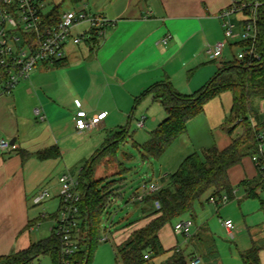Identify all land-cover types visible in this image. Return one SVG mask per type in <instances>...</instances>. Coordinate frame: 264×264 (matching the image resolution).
I'll use <instances>...</instances> for the list:
<instances>
[{
	"label": "crops",
	"instance_id": "obj_1",
	"mask_svg": "<svg viewBox=\"0 0 264 264\" xmlns=\"http://www.w3.org/2000/svg\"><path fill=\"white\" fill-rule=\"evenodd\" d=\"M68 2L73 9L86 6L89 12L104 16L113 24L98 46L69 44L65 65L39 66L12 94L0 98V142L9 144L7 149H0V256L20 252L51 237L52 234L39 240L33 234L39 220V216H32L31 209L35 206L33 197L42 189H47L53 192L52 199H56L58 208L60 178L64 175L79 177L86 163L115 134L126 125H132L137 109L145 103L144 100L136 105L137 98L164 82L170 83L184 96H193L216 76L224 63L232 60L227 49L237 44L236 41L234 44L231 42L220 61L211 59L207 54L210 46L225 38V19L231 22L234 19V16L222 17L231 0ZM83 30L85 26L74 33ZM168 35L172 39L163 45L162 41ZM150 96L152 102L160 104L151 108L156 114L153 123L157 127L167 118V113L161 103L154 101L153 95ZM77 102L90 116L107 112L104 123L92 131H78L73 120L78 111ZM232 105V92L223 93L210 101L204 112L188 123L187 133L179 140L187 138L186 141L193 147L202 150L207 143H213L209 148L220 150L230 145L232 138L223 137L222 126L230 115ZM143 115L140 119L147 118L146 127L149 118ZM215 134L221 136L224 144H218ZM46 151L53 155L39 159L38 154ZM114 166H118L116 160L106 158L98 166L95 179L100 168H104L103 178L117 175L120 169L111 176L106 174L107 169ZM234 175L236 185L245 179L256 178L257 170L251 159L246 158L242 165L231 169L230 178ZM161 185L160 182V185L150 187ZM119 194L122 197V191ZM116 202L113 198L109 206H114ZM140 207L143 208L142 205ZM143 215L144 223L115 231L113 238L118 246L153 219L148 217L149 213ZM185 219L189 217L182 220ZM163 229L159 238L166 248ZM107 231L108 228H105ZM199 232L210 233V230H205L204 226L197 227L187 243L182 246L173 244L172 250L181 248L186 255L189 250V254L201 258L203 264L204 254L200 256L197 252L199 248L192 243ZM35 236L37 240L33 239ZM110 238L103 236L107 240L102 244L109 242Z\"/></svg>",
	"mask_w": 264,
	"mask_h": 264
},
{
	"label": "trees",
	"instance_id": "obj_2",
	"mask_svg": "<svg viewBox=\"0 0 264 264\" xmlns=\"http://www.w3.org/2000/svg\"><path fill=\"white\" fill-rule=\"evenodd\" d=\"M70 1L78 4L82 0ZM260 2L262 5L257 14L256 47L261 60L240 63L233 58L224 63L216 76L193 96H184L170 83L164 82L156 84L137 98L136 105H139L148 96L153 95L154 101H161L167 113V118L150 133L149 139L143 145V158L163 156L176 140L187 133L188 123L202 114L210 101L226 92H232L233 105L222 130L232 138V142L223 150L212 147L204 149L201 155L195 153L188 156L177 172L162 179V185L157 192L148 195L143 202L134 203L142 205L143 213H149L148 217L153 219L144 228L135 230L125 243L117 246V257L120 261L116 259V264H149L153 259L168 253L160 241V231L167 224L174 220H182L186 216L192 219L196 226L194 207L205 195L210 194L209 202L211 198L220 199L223 195H228L230 200L235 197L236 186L231 182L230 171L242 165L246 158L252 161L259 153L258 137L264 133V113L254 106L255 99L264 100V0ZM59 11V6H55L53 11L55 19H59ZM249 44L237 43L236 46L244 48ZM65 63L66 61L54 67L63 66ZM128 134L127 129L115 134L81 171L78 181L81 194L82 249L69 259L68 264L93 263L94 254L103 241L100 233L102 218L112 199L121 198L119 191L124 187L123 177L112 181H109L108 177L96 180V170L106 158L119 163L117 151ZM51 155L52 152L46 151L38 154V158L43 160ZM118 165L121 169L117 175H123L125 168L121 163ZM254 166L257 177L245 179L237 185L245 190L249 198L256 197L257 192L263 187L260 171L255 164ZM156 203H159L160 208H157ZM262 204L264 207V202ZM56 217L57 214L51 218ZM192 237L193 234L189 240ZM262 249L258 242L252 241L251 248L241 255L243 264H262L260 256ZM171 252V256L163 264H189L196 256L186 255L181 248ZM146 256H149V259H146ZM42 257H50L52 264H66L59 236L52 233L50 238L32 244L25 250L0 256V264H33Z\"/></svg>",
	"mask_w": 264,
	"mask_h": 264
},
{
	"label": "built area",
	"instance_id": "obj_3",
	"mask_svg": "<svg viewBox=\"0 0 264 264\" xmlns=\"http://www.w3.org/2000/svg\"><path fill=\"white\" fill-rule=\"evenodd\" d=\"M262 5L260 0H231V5L222 15L224 18L232 16L239 18L236 23L225 19L223 27L225 38L210 46L207 54L211 59L220 61L224 50L232 40L237 43L249 44L239 47L237 59L240 63L261 60L256 47L258 29L257 14ZM55 6H50L49 0H0V98L13 93L17 86L28 80L32 72L39 66L54 67L66 61L69 44L98 46L105 37L107 29L113 23L101 15L89 12L86 6L67 12L59 11V19L53 15ZM85 26V30L74 32ZM172 39L168 35L162 41L167 45ZM235 42V43H236ZM235 45V44H234ZM233 46V45H232ZM78 111L73 120L78 131H92L97 129L106 120L108 113L101 112L90 116L76 103ZM146 117L137 122L139 129L145 128ZM259 153L252 158L258 167L262 178V191H264V133L259 135ZM9 144L0 142V149L5 150ZM60 206L52 233L59 236L62 241V256L65 263L82 249L80 242L81 223V194L79 181L71 175H64L59 180ZM159 187H143L142 193H137L131 199L143 202ZM52 196L48 190H41L33 197V204L39 206ZM230 201L228 195L220 199L211 198L214 204L226 205ZM160 208L159 203H156ZM44 217V216H43ZM223 225L230 237H234L235 226L233 221H223ZM195 223L192 219L179 220L175 223L174 233L190 238L193 234ZM107 239H103V242ZM149 259V256H146ZM189 264H202V259L194 256Z\"/></svg>",
	"mask_w": 264,
	"mask_h": 264
},
{
	"label": "rangeland",
	"instance_id": "obj_4",
	"mask_svg": "<svg viewBox=\"0 0 264 264\" xmlns=\"http://www.w3.org/2000/svg\"><path fill=\"white\" fill-rule=\"evenodd\" d=\"M49 3L50 6L53 7L56 5L59 6L60 12L73 10L68 0H53ZM238 18V16L234 17L232 22L236 23ZM235 41L236 40H232V44H234ZM240 51V48L236 45L227 49L230 59L237 58ZM159 106L160 104L157 102H152L151 96L148 97L145 99V103L137 109L136 118L132 125H126L122 129H127L129 134L117 151V161L123 164L125 171L123 170V175L112 176L113 178L109 177V181L123 177L124 187L120 189L122 191V197L120 200L114 198L117 202L114 203V206H109L107 208L105 216L102 218L103 225L100 233L102 236L108 235L111 238L109 242L99 244L94 254L92 264H116V259L120 261V258L117 257L118 245L113 238L115 231L120 228L124 229L134 225L138 226L141 222L144 223L145 217L140 207L141 205L133 204L134 202L131 200L133 196L137 193H142L144 186L149 188L151 185H160L162 178L165 175H171L177 172L181 163L188 156L195 153L199 155L202 154V148L193 147L191 143L186 141L187 138H181V140H176L160 158H143V145L149 139L150 133L157 128L153 123V116L156 114L151 108ZM254 106L260 112L264 113V100L255 99ZM142 114L146 115L149 120L145 128L139 129L137 127V122ZM222 135L225 139H231L228 134L223 133ZM215 138L218 144H224L219 134H215ZM184 142H186V145ZM212 144L213 143L204 144V149L213 146ZM227 147H229L228 144L223 147V149ZM119 169H121L119 165L114 166L112 169H107L106 174L107 176H111L117 173ZM77 171H75V173H77ZM104 173V168H100L96 175V180H100V178L105 179L103 178L105 177ZM78 178L79 177L76 176L75 179L78 180ZM230 179L234 185L236 175ZM238 184L236 183V185H234L236 186L234 188L235 197L226 205L218 206L209 202L208 198L210 194L205 195L195 204L196 226L198 228L204 226L205 230H210V233L199 232L198 236L192 242L194 246L200 249H197L198 254L200 256L204 254L205 261L203 264H243L241 255L251 248L253 240L258 242L263 248L260 256L261 262L264 264V207L262 204L264 202V191L259 190L256 197L249 198L245 190L237 186ZM50 194L53 197V192H50ZM55 201L56 199L54 200L51 198L47 202L39 206H34L31 209L32 216H39V220H37L35 224L36 231L33 233L38 236L39 240L40 238H45L52 234L51 232L55 224V219L51 217L57 214L59 209ZM49 202H51V204H48ZM43 216L46 217V219L42 218ZM226 220H231L234 223L235 236L233 238L229 236L223 225V221ZM175 223L176 220L167 224L162 232L166 247L164 249L168 253L153 259L149 264H163L170 257L173 244L179 243V245L182 246L189 241V238L176 235L173 232ZM112 224H114L113 227ZM196 226L193 232L197 228ZM110 227H112V229ZM105 228H108L107 232H105ZM37 236L33 237V239L37 240ZM189 252L190 251L187 250L188 254ZM209 254L212 255L210 256ZM33 264H52V260L50 257H42Z\"/></svg>",
	"mask_w": 264,
	"mask_h": 264
},
{
	"label": "water",
	"instance_id": "obj_5",
	"mask_svg": "<svg viewBox=\"0 0 264 264\" xmlns=\"http://www.w3.org/2000/svg\"><path fill=\"white\" fill-rule=\"evenodd\" d=\"M159 102H161V101H159ZM12 145H13V143H11Z\"/></svg>",
	"mask_w": 264,
	"mask_h": 264
}]
</instances>
